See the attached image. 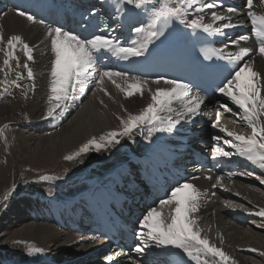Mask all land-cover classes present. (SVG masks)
<instances>
[{
  "label": "bare ground",
  "instance_id": "6f19581e",
  "mask_svg": "<svg viewBox=\"0 0 264 264\" xmlns=\"http://www.w3.org/2000/svg\"><path fill=\"white\" fill-rule=\"evenodd\" d=\"M109 1L121 13V0ZM189 3L195 5V0H189ZM155 4L151 0L147 6L152 7ZM258 7L264 9V4H259ZM212 12L213 10L204 9L197 13L194 6L189 9L187 18L193 19L199 15L204 17L205 23H209ZM228 16L231 20L242 17L238 13H228ZM44 25L30 23L10 9L0 14V31L5 41L9 35H20L33 49V60L28 61L33 70V79L29 81L26 80L27 71L23 69L21 62V68L17 69L14 59L11 63L13 71L5 77L7 67L3 65V53L0 52V67L4 68V71H0V80L16 79L15 71H21L24 77L18 81L21 87L8 84L0 86V90L8 88V92L0 96V127L8 125L4 136L0 137V264L6 261H13L12 264H48L50 261L58 264H90L91 261L99 260H92L97 255L89 253L93 243L86 236L70 234L68 228L64 227L63 220L70 214L66 213L69 209L65 212L59 202L67 200L70 195L77 196L79 190L75 191L74 188L82 174L86 179H100L101 175L128 157L125 150H143L142 140H139V135L145 132L143 130L133 129L129 134L117 136L119 143H109L107 139L101 140V137H106L111 131L119 132L123 127L120 118L126 119L129 113L138 114L150 102L148 87L154 91L158 86L170 85L162 82L156 85L128 75L129 78L147 81V86L143 95L134 92L132 96H125L107 78L102 85H97L98 75L81 77L72 102H66L67 111L61 117L64 121H49L53 117H43L49 107L51 65L47 64L51 62L53 54ZM107 29L114 34L130 31V27H125L120 17L108 24ZM15 55L20 61L27 59L22 45H17ZM248 60L253 62L254 70L261 74L260 85L264 87V57L257 54ZM114 79L127 89L128 85L121 78ZM131 82L129 79V83ZM79 91L82 97L78 95ZM223 103L237 109L231 100ZM164 114H171L179 119L184 114L183 103L179 100L173 101L171 111L160 113ZM57 116H60L59 110ZM227 118L226 115H220L219 124L238 134H250L251 129L247 125L239 122L235 125ZM210 119L213 122L216 120L212 116ZM205 136L210 141L212 150L223 147L217 143L232 139L221 132L219 127H212V132ZM92 138L103 146L98 150L90 146L87 151L80 152L71 160L64 158L78 152ZM229 146L228 150L234 149ZM232 152L235 153L236 150ZM255 169L250 173H224L219 182H214L218 189L216 197L205 203V210L209 213L202 215L200 220L203 224L200 225L196 220L201 236L207 237L212 244L231 257L227 264H264V255L260 254L264 252V217L255 214L260 208H264V183H261L264 180V170L256 165ZM42 176L47 178L41 179ZM76 198L77 202L71 205L76 209L73 215H78L79 211L86 208L81 198ZM53 201L57 202L54 206L51 205ZM170 206L167 208L164 205L165 208L159 210L165 220L169 219L170 210L175 205ZM212 209L215 210L214 214L210 213ZM165 214L168 215L165 217ZM60 217V224L52 223L53 218ZM147 231L144 228V233ZM145 243L160 248L147 238ZM29 245L43 251L30 255L27 251ZM214 259L215 264H221L218 257ZM209 260L212 264L213 258L209 257Z\"/></svg>",
  "mask_w": 264,
  "mask_h": 264
},
{
  "label": "snow or ice",
  "instance_id": "6c2138e0",
  "mask_svg": "<svg viewBox=\"0 0 264 264\" xmlns=\"http://www.w3.org/2000/svg\"><path fill=\"white\" fill-rule=\"evenodd\" d=\"M122 3L134 5L135 8H144L151 3V0H121ZM264 4V0H260ZM255 0H246L248 8L247 16L251 22V35L255 37L257 46L254 51L261 57H264V13L258 14L253 11ZM195 6L197 13L204 9L214 8V3H207L206 0H195V5L189 3V0H156V4L151 7L147 23H141L140 26L132 28L136 38L130 43L121 44L115 37H109L103 34L92 35L91 38H82L80 35L67 31L63 27H52L44 25V21H37L33 15H28L25 12H20L19 15L25 17L30 23H39L46 27V34L50 39L51 59L50 68V83L48 96L49 107L45 111L43 118L55 117L57 110L59 114H63L67 110L66 102L72 99V92L76 90L77 84L81 77H91L94 74L98 75L96 79L97 85H102L105 78L112 81L117 88L124 92L125 96H132L134 92L143 95L144 89L147 86V81H140L136 78H129L125 72H113L111 70L95 72L97 57L96 54L101 51L111 53L113 56L128 59L132 56L143 55L149 45L153 43L164 33V28L167 27L173 19L185 24L193 29H202L203 32L212 35L222 33L224 29L234 28L238 25L231 23V17L228 15L218 14L216 11L211 13V22L205 23L204 17L196 16L193 19H187L189 9ZM237 9L229 7L227 13H237ZM228 23H222L223 21ZM217 22H221L216 26ZM249 35H240L236 39L230 40L229 43L236 46L242 41H248ZM0 52L4 53L5 59L3 65L7 67L4 72L5 77L9 75L13 68L10 61H16V68H21L20 58L15 55L17 45H22L23 54L27 58L22 67L27 71V78L33 79V70L29 67L28 61L33 60L32 47L24 42L20 35H9L5 38L0 31ZM202 54L206 59L212 56H218L228 61L229 64H234L235 67L229 73L230 78L226 77L222 81V86H218L216 91L228 97L241 110L240 118L251 129L250 134L243 135L233 131H229L225 126L220 125V113H216V120L213 122V127H219L221 132H224L232 139H225V144H230L236 150L235 154L245 158L252 164L264 170V87L260 85L261 74L254 70L253 62L245 58L250 54L249 49L240 47L235 52H227L225 48H205ZM0 71L4 68L0 67ZM16 79L0 80V86L8 84L9 86L21 87L18 83L24 77L21 71H15ZM121 78L127 89L121 87V84L116 82L114 78ZM131 79V83H129ZM161 81L170 87H156L153 91L150 87L147 88L150 93V102L138 114L129 113L127 118H120L122 129L111 131L107 136H102L101 140L107 139L109 143H119L116 139L119 135L129 134L134 128L145 122L152 126L148 129V139L156 131H166L174 127L178 120H169L168 127H157L162 123L160 113L171 111L173 101L179 100L184 105V114L180 119H184L186 115L189 119L198 113L204 98L199 94L192 95L190 86L178 80H166L163 77L157 78L153 83L160 85ZM101 90H104L103 88ZM8 92V88L4 87L0 90V96ZM10 94V93H9ZM107 94V93H106ZM190 97V99H189ZM54 101V103H53ZM227 112H232L228 105H221ZM8 125L0 127V137L4 136V130ZM219 139V138H217ZM90 146H94L97 150L103 145L98 143L95 138L90 139L82 145L78 152L67 155L64 158L67 160L78 156L80 152H85ZM231 152L224 151L222 148L213 149V157L224 156L230 157ZM231 175V174H230ZM46 179L47 177H40ZM217 182L220 177H216ZM264 183V180H261ZM201 193L194 184L184 182L178 183L177 186L171 189L170 195L166 194V199H160L159 205H175L171 208L169 219L162 218V213L157 207H150L148 211L142 215L139 220L141 228H147V233L137 232V237L140 244L137 245L135 251H143L140 246L145 243V239L154 242L159 246H172L182 250V252L195 264H210L209 257L213 258L212 264H215L216 257L219 258L221 264H227L231 257L228 256L221 248L212 244L207 237L201 236V230L196 227V221L190 218V213L197 210V202ZM245 211H247L245 209ZM264 217V208H260L255 213ZM223 241L221 240V243ZM28 253H40L43 249L29 245ZM257 251V249H251ZM264 255V252L260 253ZM109 260L112 257H108ZM234 264V262H233Z\"/></svg>",
  "mask_w": 264,
  "mask_h": 264
},
{
  "label": "rangeland",
  "instance_id": "374dc122",
  "mask_svg": "<svg viewBox=\"0 0 264 264\" xmlns=\"http://www.w3.org/2000/svg\"><path fill=\"white\" fill-rule=\"evenodd\" d=\"M0 65H1V62H0ZM12 65H13V64H12ZM14 65H16V63H14ZM214 118L216 119V117H214ZM228 119H229V118H228ZM230 122H231V121H230ZM231 123H232V122H231ZM232 124H233V123H232ZM42 133L44 134V132H41V134H42ZM80 178H81V179H80ZM80 178H79L78 181H80V180L82 181V180H83L82 177H80ZM81 181H80V182H81ZM224 200H225V199H224ZM226 203H227V202H226ZM163 214H164V213H163ZM167 215H168V214H167ZM167 215L165 214L164 216L166 217ZM1 257H2V256H1Z\"/></svg>",
  "mask_w": 264,
  "mask_h": 264
}]
</instances>
